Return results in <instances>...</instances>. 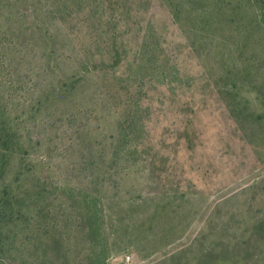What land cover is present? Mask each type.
Returning a JSON list of instances; mask_svg holds the SVG:
<instances>
[{
	"label": "rangeland",
	"instance_id": "1",
	"mask_svg": "<svg viewBox=\"0 0 264 264\" xmlns=\"http://www.w3.org/2000/svg\"><path fill=\"white\" fill-rule=\"evenodd\" d=\"M127 254L264 264V0H0V264Z\"/></svg>",
	"mask_w": 264,
	"mask_h": 264
},
{
	"label": "built area",
	"instance_id": "2",
	"mask_svg": "<svg viewBox=\"0 0 264 264\" xmlns=\"http://www.w3.org/2000/svg\"><path fill=\"white\" fill-rule=\"evenodd\" d=\"M133 257L129 254L124 255L123 257H114L107 261L106 264H132Z\"/></svg>",
	"mask_w": 264,
	"mask_h": 264
},
{
	"label": "trees",
	"instance_id": "3",
	"mask_svg": "<svg viewBox=\"0 0 264 264\" xmlns=\"http://www.w3.org/2000/svg\"><path fill=\"white\" fill-rule=\"evenodd\" d=\"M92 212H93V210H91V212H90L91 215H92ZM93 214H94V216H95L96 218H100V215H99V207H98L97 204H95V209H94Z\"/></svg>",
	"mask_w": 264,
	"mask_h": 264
}]
</instances>
